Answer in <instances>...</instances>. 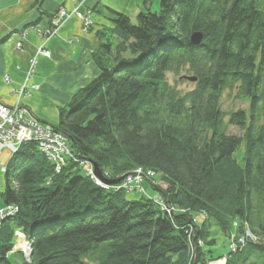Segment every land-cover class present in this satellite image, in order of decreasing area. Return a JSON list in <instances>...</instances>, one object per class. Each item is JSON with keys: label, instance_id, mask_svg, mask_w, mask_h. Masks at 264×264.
<instances>
[{"label": "trees", "instance_id": "1", "mask_svg": "<svg viewBox=\"0 0 264 264\" xmlns=\"http://www.w3.org/2000/svg\"><path fill=\"white\" fill-rule=\"evenodd\" d=\"M111 20L98 74L52 125L73 156L56 171L29 140L6 166L1 208L17 212L0 229V264H264V0H161L156 11L146 0L135 19L113 10ZM169 73L197 80L184 90ZM224 95L247 106L227 112ZM84 162L106 182L135 167L160 174L173 211L98 184ZM209 218L236 228L225 256L207 247ZM18 232L32 251L20 263Z\"/></svg>", "mask_w": 264, "mask_h": 264}, {"label": "crops", "instance_id": "2", "mask_svg": "<svg viewBox=\"0 0 264 264\" xmlns=\"http://www.w3.org/2000/svg\"><path fill=\"white\" fill-rule=\"evenodd\" d=\"M145 1L0 0V103L13 105L21 99L36 119L58 124L60 108L99 72L93 54L102 42L99 31L112 26L113 10L132 16L145 9ZM147 1L152 8L161 0ZM74 9L90 15L93 23L88 30L75 14H59L61 10L69 13ZM54 28L57 32L53 36L44 37ZM18 42H22L21 48ZM41 46L51 55H39L35 74L27 82L31 58ZM26 82L39 87L20 97L18 91ZM4 166L7 164H0L1 191L6 186Z\"/></svg>", "mask_w": 264, "mask_h": 264}, {"label": "built area", "instance_id": "3", "mask_svg": "<svg viewBox=\"0 0 264 264\" xmlns=\"http://www.w3.org/2000/svg\"><path fill=\"white\" fill-rule=\"evenodd\" d=\"M59 14L60 16L64 17L75 14L82 20L85 31L88 30L93 23L89 14L79 12L78 9H74L69 13H67L65 10H61ZM56 32L57 28L51 29L47 34H45L44 37L50 38ZM17 46L18 48H21L22 42H19ZM39 55L50 56L51 52L49 49H46L43 46L38 49L37 53L31 58L30 68L27 72V82L35 74V67ZM27 82L18 91L20 97L31 94L33 90L39 87V84L37 83L28 85ZM29 140L37 141L40 151L43 152L51 162L54 163L56 171H60L61 167L66 163V161L73 156L67 136L63 132L56 130L51 124L43 123L36 119L33 116L31 110L22 103L21 99H19L13 105L0 103V158L3 155L4 150H7L13 155L18 150L21 143ZM84 166L87 169L88 175L95 182L103 186L109 185V183L106 182V179H100L91 163L84 162ZM6 169V166H4L3 170L6 171ZM124 183L125 184L122 186L127 184L130 185V180H124ZM126 187L127 186L123 188ZM16 212L17 207L13 205L0 208V229L2 227V220L15 214ZM18 236L19 238L24 237V249L25 253H27L26 256H28L31 251V244L28 240H26L24 234L18 232Z\"/></svg>", "mask_w": 264, "mask_h": 264}, {"label": "rangeland", "instance_id": "4", "mask_svg": "<svg viewBox=\"0 0 264 264\" xmlns=\"http://www.w3.org/2000/svg\"><path fill=\"white\" fill-rule=\"evenodd\" d=\"M151 9L153 11L159 10L160 5L156 6V7H152ZM136 15L137 14L132 15L131 17L133 19H135ZM181 75H182V73L179 75H176L174 73H169L168 79L172 83H175V80H178L179 81L178 86L184 90H188V89L193 88L194 82L190 81V80L181 81V79L179 78ZM246 106H247L246 103H242V102L237 101L235 99H231L230 97H227L226 95H224V97H223L222 107L227 112L232 110V109L237 110L239 108H245ZM61 108H63V107H61ZM230 132L235 133V134L241 133L240 129L238 127H235V126L230 127ZM10 159H11L10 153L7 150H4L3 155L0 159V164H2V163L8 164ZM239 161H241L240 158H239ZM109 172H111V171L109 170ZM109 174L110 173H108V175ZM159 175L160 174L156 175L154 173L148 172L144 168L135 167L131 172H128L121 177L122 180L120 181V183H117L118 185L115 183H112V181L111 182L109 181L108 183L115 184L116 186L112 187L115 190H118L122 187L127 186L126 188L128 189L129 192H132L135 194H139V193L146 194V195L152 197L155 201H158V203H160V205L163 206L164 209H168L171 212V211H173V208H170L169 204L166 203V201L163 200L161 196H159V191L157 190L158 187H162L163 190H165L167 188V185L159 179ZM13 176L11 178L14 180ZM124 180H126V181L130 180V185H128L129 183L127 182L128 183L127 185L122 186L125 184ZM1 193H2V191L0 190V206L2 205V203H4V200H3ZM132 197H135V196H132ZM195 217L199 223H203L204 220L207 219V215H205L204 213H196ZM6 219L7 218H4L2 220V224L4 223V221ZM206 222L208 225V230L210 232V237L212 239H215V242L212 245L207 246L209 248V250L212 251V253H210V254L212 256H214L215 258L227 255L230 252L229 248H230L231 242L234 239H236V234H237L236 228L233 227V228H231L232 231H228L227 233H225L224 230L221 228V226L216 222V220L214 218H209L208 220H206ZM235 225H237V222H235ZM245 226L247 227V224H245ZM247 229H248V227H247ZM23 238L21 237L18 239L16 237L14 240V243H15L14 249L18 248V251H16V253L12 254L11 258L16 263L21 262V256H20L21 251L24 252V256L27 254V253H25ZM240 241H241V238H240ZM200 244H202V243L200 242ZM232 245H233V243H232ZM222 259L223 260L220 261V263L223 262L222 264H225L226 257H224ZM207 263L208 264H216L213 261H208Z\"/></svg>", "mask_w": 264, "mask_h": 264}, {"label": "water", "instance_id": "5", "mask_svg": "<svg viewBox=\"0 0 264 264\" xmlns=\"http://www.w3.org/2000/svg\"><path fill=\"white\" fill-rule=\"evenodd\" d=\"M202 39H203V34H202V33H196V34H194V35L192 36V41H193L194 43H200ZM187 78H188L189 80H191V81H196V80H197V78H195V77H187ZM94 167H95V169H96V173H97V175H98L99 177L102 178V172H101L99 166H98L97 164H94ZM102 179H104V178H102ZM121 180H122V178H121V179H118V180H116V181H114V182L112 181V183L117 184V183H119ZM110 182H111V181H110ZM31 252H32V251H30V254H31ZM30 254H29L28 256H30Z\"/></svg>", "mask_w": 264, "mask_h": 264}, {"label": "bare ground", "instance_id": "6", "mask_svg": "<svg viewBox=\"0 0 264 264\" xmlns=\"http://www.w3.org/2000/svg\"><path fill=\"white\" fill-rule=\"evenodd\" d=\"M96 170V169H95ZM97 174V173H96ZM100 179H102L101 177H100ZM120 183V182H119ZM223 262H221V263H219V264H222Z\"/></svg>", "mask_w": 264, "mask_h": 264}]
</instances>
